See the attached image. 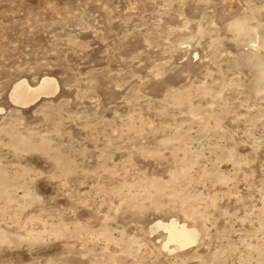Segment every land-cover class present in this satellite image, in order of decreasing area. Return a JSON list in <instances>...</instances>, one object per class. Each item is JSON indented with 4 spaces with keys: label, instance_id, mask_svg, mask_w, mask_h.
I'll return each mask as SVG.
<instances>
[{
    "label": "rangeland",
    "instance_id": "1",
    "mask_svg": "<svg viewBox=\"0 0 264 264\" xmlns=\"http://www.w3.org/2000/svg\"><path fill=\"white\" fill-rule=\"evenodd\" d=\"M263 70L264 0H0V264H264Z\"/></svg>",
    "mask_w": 264,
    "mask_h": 264
},
{
    "label": "bare ground",
    "instance_id": "2",
    "mask_svg": "<svg viewBox=\"0 0 264 264\" xmlns=\"http://www.w3.org/2000/svg\"><path fill=\"white\" fill-rule=\"evenodd\" d=\"M235 25L238 27V29L240 31H243L245 29V25L242 22H236ZM263 73H264V70H263ZM260 81H261V79H260ZM58 90H59V84H58L57 80L54 77L49 76V75L43 76L34 85L30 84L25 78H21L14 83L10 97H11V100L16 105L25 106L31 102L33 103V101H35L40 96H43V95L49 96L51 94L53 95ZM1 111H2V109L0 108V112ZM22 139H20V140L22 141ZM20 143L22 144V142H20ZM24 143L28 145L29 139L28 140L26 139V141ZM2 189H3V186H2ZM6 196H8V195H6ZM25 196H31V194L29 192L25 191L24 197ZM6 200L11 201L12 198L8 197ZM188 213L189 212H187V214ZM189 215H192L195 217L199 216L195 212L192 213V211L190 212ZM160 230L165 233L163 236V239L160 241L162 243L161 247L163 250H166L170 253H173V252H176L179 250L180 251L186 250V249L192 247L193 245H195L199 239V230L196 226L189 225L186 221H180L179 219H177L175 217H171L167 220L157 219L149 227V233L151 235L156 234ZM103 236L105 238H107L108 240L113 239L112 234L110 233L109 229L104 230ZM5 237H6L5 233L0 231V238L4 239ZM132 242H133V239L128 240L129 244H131ZM263 260H264V257H262V261Z\"/></svg>",
    "mask_w": 264,
    "mask_h": 264
}]
</instances>
